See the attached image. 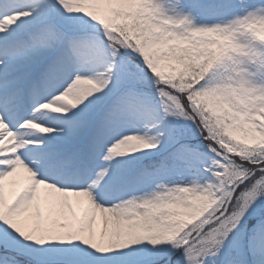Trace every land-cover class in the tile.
I'll return each instance as SVG.
<instances>
[{
    "label": "snow or ice",
    "instance_id": "1",
    "mask_svg": "<svg viewBox=\"0 0 264 264\" xmlns=\"http://www.w3.org/2000/svg\"><path fill=\"white\" fill-rule=\"evenodd\" d=\"M0 264H264V0H0Z\"/></svg>",
    "mask_w": 264,
    "mask_h": 264
}]
</instances>
